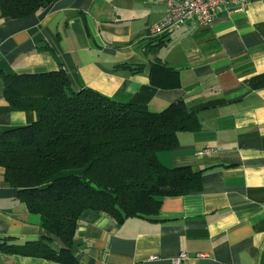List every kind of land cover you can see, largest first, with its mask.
I'll list each match as a JSON object with an SVG mask.
<instances>
[{
	"label": "crops",
	"instance_id": "1",
	"mask_svg": "<svg viewBox=\"0 0 264 264\" xmlns=\"http://www.w3.org/2000/svg\"><path fill=\"white\" fill-rule=\"evenodd\" d=\"M166 2L55 0L22 19L2 17L0 9V132L37 119L6 100L4 76L13 74L62 66L75 90L154 113L184 101L202 130L180 134L179 147L158 159L167 169L201 171V190L164 198L156 216L120 226L84 216L77 257L83 264H172L184 254L182 264H264V0H250L245 12L221 10L207 28L188 24L152 39L149 28L166 17ZM155 63L176 71L178 84L152 85V76L165 80ZM45 236L40 216L0 167V240L24 245ZM0 264L54 263L0 253Z\"/></svg>",
	"mask_w": 264,
	"mask_h": 264
},
{
	"label": "trees",
	"instance_id": "2",
	"mask_svg": "<svg viewBox=\"0 0 264 264\" xmlns=\"http://www.w3.org/2000/svg\"><path fill=\"white\" fill-rule=\"evenodd\" d=\"M55 0H0L1 15L22 19L48 8ZM119 68H130L121 65ZM141 69L138 66L134 70ZM164 73L160 83L174 87L176 71L155 63ZM5 98L15 109L36 113L29 126L0 132V167L5 180L40 216L47 236L20 245L0 240V253L40 258L54 264H83L75 240L88 214L122 225L126 220L154 217L164 198L201 190V171L165 168L161 152L179 147V135L198 133L202 125L177 101L160 113L123 104L100 93L77 91L61 66L58 70L4 76ZM56 238L62 247H56Z\"/></svg>",
	"mask_w": 264,
	"mask_h": 264
},
{
	"label": "built area",
	"instance_id": "3",
	"mask_svg": "<svg viewBox=\"0 0 264 264\" xmlns=\"http://www.w3.org/2000/svg\"><path fill=\"white\" fill-rule=\"evenodd\" d=\"M250 0H167V14L160 22L149 28V37L162 38L188 24L196 28H207L221 10L238 9L245 12ZM210 153V150L200 152ZM203 257V256H201ZM187 258L181 254L172 264H182Z\"/></svg>",
	"mask_w": 264,
	"mask_h": 264
}]
</instances>
